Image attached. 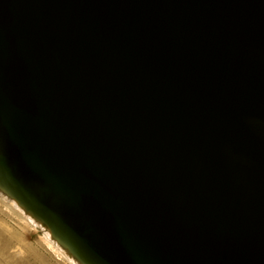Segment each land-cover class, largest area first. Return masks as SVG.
Returning a JSON list of instances; mask_svg holds the SVG:
<instances>
[{"label":"water","instance_id":"1","mask_svg":"<svg viewBox=\"0 0 264 264\" xmlns=\"http://www.w3.org/2000/svg\"><path fill=\"white\" fill-rule=\"evenodd\" d=\"M0 188L82 264H264V0H0Z\"/></svg>","mask_w":264,"mask_h":264},{"label":"rangeland","instance_id":"2","mask_svg":"<svg viewBox=\"0 0 264 264\" xmlns=\"http://www.w3.org/2000/svg\"><path fill=\"white\" fill-rule=\"evenodd\" d=\"M46 241L0 203V264H70Z\"/></svg>","mask_w":264,"mask_h":264},{"label":"bare ground","instance_id":"3","mask_svg":"<svg viewBox=\"0 0 264 264\" xmlns=\"http://www.w3.org/2000/svg\"><path fill=\"white\" fill-rule=\"evenodd\" d=\"M0 203L12 211L20 220L25 222L28 228H33L34 230L42 231L48 244L52 248H56L61 255L70 262V264H82L64 245H62L57 239H55L51 232L44 226V224L34 217L30 212L24 209L13 197L6 193L0 188ZM46 241V243H47Z\"/></svg>","mask_w":264,"mask_h":264}]
</instances>
